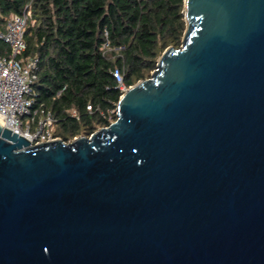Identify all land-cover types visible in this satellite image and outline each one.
Returning a JSON list of instances; mask_svg holds the SVG:
<instances>
[{
	"label": "water",
	"instance_id": "obj_1",
	"mask_svg": "<svg viewBox=\"0 0 264 264\" xmlns=\"http://www.w3.org/2000/svg\"><path fill=\"white\" fill-rule=\"evenodd\" d=\"M178 48L89 136L0 120V264H264V0H184Z\"/></svg>",
	"mask_w": 264,
	"mask_h": 264
},
{
	"label": "trees",
	"instance_id": "obj_2",
	"mask_svg": "<svg viewBox=\"0 0 264 264\" xmlns=\"http://www.w3.org/2000/svg\"><path fill=\"white\" fill-rule=\"evenodd\" d=\"M25 7L22 56L37 63L33 106L52 113L54 136L64 141L115 120L121 91L113 68L126 87L148 78L162 51L180 46L185 28L184 0H0V29Z\"/></svg>",
	"mask_w": 264,
	"mask_h": 264
},
{
	"label": "built area",
	"instance_id": "obj_3",
	"mask_svg": "<svg viewBox=\"0 0 264 264\" xmlns=\"http://www.w3.org/2000/svg\"><path fill=\"white\" fill-rule=\"evenodd\" d=\"M30 11L25 7L21 13L9 16L0 29V120L3 126L25 137L30 143L55 138V118L42 106H33V83L37 79V63L34 57H24L26 48L24 31ZM107 36L106 31L104 32ZM103 52L109 50L106 39ZM121 93L127 88L117 68L111 70ZM87 110L92 109L87 104ZM116 111V109L114 110ZM110 113L113 110L109 111Z\"/></svg>",
	"mask_w": 264,
	"mask_h": 264
}]
</instances>
